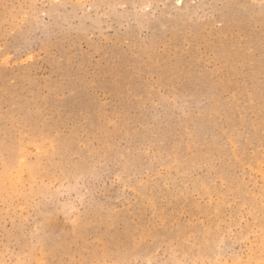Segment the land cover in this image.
I'll use <instances>...</instances> for the list:
<instances>
[{
	"label": "rangeland",
	"instance_id": "obj_1",
	"mask_svg": "<svg viewBox=\"0 0 264 264\" xmlns=\"http://www.w3.org/2000/svg\"><path fill=\"white\" fill-rule=\"evenodd\" d=\"M0 264H264V0H0Z\"/></svg>",
	"mask_w": 264,
	"mask_h": 264
}]
</instances>
